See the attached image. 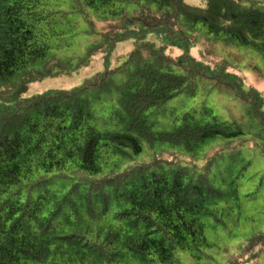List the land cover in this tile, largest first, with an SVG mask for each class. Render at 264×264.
<instances>
[{"label": "trees", "instance_id": "16d2710c", "mask_svg": "<svg viewBox=\"0 0 264 264\" xmlns=\"http://www.w3.org/2000/svg\"><path fill=\"white\" fill-rule=\"evenodd\" d=\"M80 15L96 37L75 58ZM203 38L264 58V1L0 0V264H264L241 191L264 159V95L193 56ZM98 55L80 85L25 95Z\"/></svg>", "mask_w": 264, "mask_h": 264}, {"label": "rangeland", "instance_id": "374dc122", "mask_svg": "<svg viewBox=\"0 0 264 264\" xmlns=\"http://www.w3.org/2000/svg\"><path fill=\"white\" fill-rule=\"evenodd\" d=\"M194 5H205V0H187ZM264 1V0H263ZM79 21L81 32L77 33L73 38L69 39V43L63 47L62 53L68 56L78 58L84 55L87 45L95 39L96 36L85 33L87 22L80 15L76 18ZM99 27L103 26V22H97ZM164 36L156 32L147 34L146 39L155 42L158 45L163 44ZM209 40V39H208ZM206 38L200 42L199 45L191 49L193 56L202 58L211 64H216L219 61L227 60L230 64V70L242 75L245 79V86H254L259 89L264 95V58L263 56L247 47L239 46L232 47L225 43L216 41H208ZM202 44V45H201ZM135 41L133 39L119 42L111 55L109 61L111 66L120 64L125 55L134 48ZM179 48L174 49V54H179ZM105 58L103 55L94 57L92 62L83 67L78 73L73 76H55L45 78L42 81L31 84L26 96L39 94L47 89H71L80 85L86 78L91 77L97 72L105 69ZM212 104L217 108H224L227 106L231 111L239 116L237 108L232 104H226L227 98L216 92L211 93L207 97ZM223 116H227L226 112L222 111ZM241 191L247 196L250 194L251 201L247 202L246 218L247 227H257L259 224L264 225V159L256 157L253 164L246 170L241 178ZM246 200V199H245ZM237 233V231H235ZM243 237L242 234L237 233L230 241L235 243Z\"/></svg>", "mask_w": 264, "mask_h": 264}]
</instances>
